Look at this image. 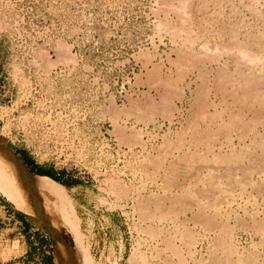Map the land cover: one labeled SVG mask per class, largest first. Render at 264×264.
<instances>
[{"label": "rangeland", "instance_id": "1", "mask_svg": "<svg viewBox=\"0 0 264 264\" xmlns=\"http://www.w3.org/2000/svg\"><path fill=\"white\" fill-rule=\"evenodd\" d=\"M0 143L87 264H264V0H0Z\"/></svg>", "mask_w": 264, "mask_h": 264}, {"label": "bare ground", "instance_id": "2", "mask_svg": "<svg viewBox=\"0 0 264 264\" xmlns=\"http://www.w3.org/2000/svg\"><path fill=\"white\" fill-rule=\"evenodd\" d=\"M0 193L18 209L41 218L54 240L56 264H87L81 246L76 243L79 251L71 249L65 245L59 232L61 225L72 224L62 213V209L68 206L67 192L50 177L28 170L14 150L1 143Z\"/></svg>", "mask_w": 264, "mask_h": 264}, {"label": "crops", "instance_id": "3", "mask_svg": "<svg viewBox=\"0 0 264 264\" xmlns=\"http://www.w3.org/2000/svg\"><path fill=\"white\" fill-rule=\"evenodd\" d=\"M50 244L41 235L39 220L0 195V254L26 264H50ZM12 262V263H11Z\"/></svg>", "mask_w": 264, "mask_h": 264}, {"label": "trees", "instance_id": "4", "mask_svg": "<svg viewBox=\"0 0 264 264\" xmlns=\"http://www.w3.org/2000/svg\"><path fill=\"white\" fill-rule=\"evenodd\" d=\"M18 158L21 159L24 162V164L29 168L30 171L35 172V173H37L39 175H46V176L52 177L55 180L62 182L50 170H46V169H43L41 167H36V166L32 167V166H30L32 163L30 162L29 159L25 158L24 155H21V154L18 153ZM62 183L65 184V185L72 184V183H65V182H62ZM49 261H50V264H53L51 255H50Z\"/></svg>", "mask_w": 264, "mask_h": 264}, {"label": "flooded vegetation", "instance_id": "5", "mask_svg": "<svg viewBox=\"0 0 264 264\" xmlns=\"http://www.w3.org/2000/svg\"><path fill=\"white\" fill-rule=\"evenodd\" d=\"M3 145V144H2ZM17 156V155H16ZM18 157V156H17ZM21 160V159H20ZM24 164V163H23ZM26 166V165H25ZM27 168V167H26ZM28 169V168H27ZM29 170V169H28ZM36 174V173H35ZM46 176V175H45ZM59 232H60V235H61V238L63 239V242L65 243V245H68V246H70L71 247V249H73V248H76L77 249V244L75 243V241H74V244L73 245H69L66 241H65V239H64V237H63V235H62V233H61V230H60V228H59ZM71 233V232H70ZM72 234V233H71ZM50 236V235H49ZM72 237H73V234H72ZM52 239V238H51ZM73 239H74V237H73ZM75 246V247H74ZM73 247V248H72ZM78 250V249H77ZM79 251V250H78ZM52 257L54 258V260H53V263L54 264H56V261H55V244H54V240L52 239Z\"/></svg>", "mask_w": 264, "mask_h": 264}, {"label": "water", "instance_id": "6", "mask_svg": "<svg viewBox=\"0 0 264 264\" xmlns=\"http://www.w3.org/2000/svg\"><path fill=\"white\" fill-rule=\"evenodd\" d=\"M22 161V160H21ZM23 162V161H22ZM24 163V162H23ZM25 165V164H24Z\"/></svg>", "mask_w": 264, "mask_h": 264}]
</instances>
